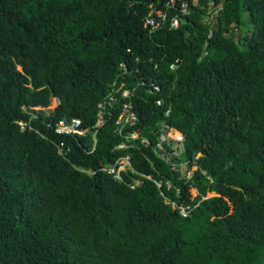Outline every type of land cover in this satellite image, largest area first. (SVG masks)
Wrapping results in <instances>:
<instances>
[{
  "label": "trees",
  "instance_id": "1",
  "mask_svg": "<svg viewBox=\"0 0 264 264\" xmlns=\"http://www.w3.org/2000/svg\"><path fill=\"white\" fill-rule=\"evenodd\" d=\"M167 1L0 0V264H264V0H188L178 27L148 33L150 6ZM121 63L162 88L137 90L135 131L170 106L192 181L148 148L116 149L112 122L91 152L53 129L92 126ZM124 155L150 179L84 172Z\"/></svg>",
  "mask_w": 264,
  "mask_h": 264
},
{
  "label": "built area",
  "instance_id": "2",
  "mask_svg": "<svg viewBox=\"0 0 264 264\" xmlns=\"http://www.w3.org/2000/svg\"><path fill=\"white\" fill-rule=\"evenodd\" d=\"M189 4L188 0H168L164 3L163 7L151 5L148 14L143 20L144 27L148 28V33L154 32L167 22L170 28L178 27L183 17L188 14ZM209 7L215 12L222 9L220 3L215 4L213 1L209 3ZM206 45L207 43H204V46ZM206 54L207 51H204L203 56ZM179 65L180 60L175 59L170 63L169 70L175 72ZM156 68L157 66L155 65L154 69ZM118 70V75L112 81L109 92L96 104L95 122L92 126H83L80 119L70 118L68 121L65 119L57 121L53 125V129L59 135H67L75 139L81 138L82 144L89 141L92 146L87 152H91L95 148L98 130L109 122H112L114 134L122 138V141L115 146L116 149L148 148L180 181H184L185 184L192 181L191 177L195 168L194 166L189 168V162L182 161L185 142L184 135L173 128L167 121V118L170 116V106L164 113V119L158 122L155 127L147 129L144 131V134L135 131L137 129L138 117L133 108V99L141 98L137 94V90L142 89L144 93L155 96L162 92L159 82L153 78L133 80L134 71L135 74H138L139 71L130 69L124 63L118 66ZM153 103L156 107H161L163 99L155 97ZM35 108L38 109V107ZM19 124L21 128H24L23 122L20 121ZM55 144L59 155L65 157L68 154L70 146L63 140ZM98 171L110 175L112 180L117 183L123 182V175H127V172L137 174L141 178L150 179L149 176L138 174L132 169L128 155L119 157L113 163L101 167L97 171L84 172L94 174ZM131 181L130 188L137 186L140 182V180L133 177ZM154 183L159 189L163 184L161 180H156ZM166 185L167 189L171 187L169 182H166ZM176 191L179 192V188ZM161 195L164 197L163 192H161ZM164 198L173 207H177L176 203L168 200L166 197ZM179 208L182 216H186L191 210V205L184 204L179 206Z\"/></svg>",
  "mask_w": 264,
  "mask_h": 264
},
{
  "label": "rangeland",
  "instance_id": "3",
  "mask_svg": "<svg viewBox=\"0 0 264 264\" xmlns=\"http://www.w3.org/2000/svg\"><path fill=\"white\" fill-rule=\"evenodd\" d=\"M59 104H60V100L56 97H52L50 100L49 106L46 108L44 107V110L46 111V113H49L51 110L52 111L55 110L59 106ZM207 195L212 196V195H214V193L209 192Z\"/></svg>",
  "mask_w": 264,
  "mask_h": 264
},
{
  "label": "clouds",
  "instance_id": "4",
  "mask_svg": "<svg viewBox=\"0 0 264 264\" xmlns=\"http://www.w3.org/2000/svg\"><path fill=\"white\" fill-rule=\"evenodd\" d=\"M39 108V107H38Z\"/></svg>",
  "mask_w": 264,
  "mask_h": 264
},
{
  "label": "crops",
  "instance_id": "5",
  "mask_svg": "<svg viewBox=\"0 0 264 264\" xmlns=\"http://www.w3.org/2000/svg\"><path fill=\"white\" fill-rule=\"evenodd\" d=\"M195 1V0H194Z\"/></svg>",
  "mask_w": 264,
  "mask_h": 264
},
{
  "label": "water",
  "instance_id": "6",
  "mask_svg": "<svg viewBox=\"0 0 264 264\" xmlns=\"http://www.w3.org/2000/svg\"><path fill=\"white\" fill-rule=\"evenodd\" d=\"M213 196V195H212Z\"/></svg>",
  "mask_w": 264,
  "mask_h": 264
}]
</instances>
